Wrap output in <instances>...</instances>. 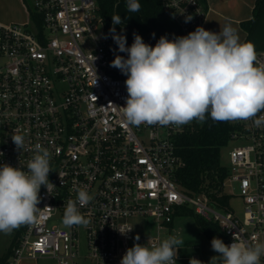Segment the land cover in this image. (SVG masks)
Segmentation results:
<instances>
[{
  "label": "built area",
  "instance_id": "2783aa9c",
  "mask_svg": "<svg viewBox=\"0 0 264 264\" xmlns=\"http://www.w3.org/2000/svg\"><path fill=\"white\" fill-rule=\"evenodd\" d=\"M161 3L184 35L200 26L207 12L201 0ZM187 16L192 19L186 23ZM28 17L23 25L0 23V165L27 171L40 145L50 153L48 178L55 187L49 193L41 186L36 222L19 227L6 264L40 258L54 264H120L135 241L133 219L150 218L157 230L170 232L174 213L184 207L216 223L226 245L235 233L248 245L264 243V126L230 121L238 128L230 141L239 145L228 152L222 190L229 199L240 198L239 219L229 205L181 190L175 173L183 162L174 138L184 125L125 122L127 77L111 66L116 56L96 0H31ZM257 60L264 64V51L257 52ZM16 134L24 137L22 150L12 141ZM77 188H86L93 199L78 205L87 225L69 228L62 218ZM159 244L158 235L148 240L149 247Z\"/></svg>",
  "mask_w": 264,
  "mask_h": 264
},
{
  "label": "clouds",
  "instance_id": "9594fccd",
  "mask_svg": "<svg viewBox=\"0 0 264 264\" xmlns=\"http://www.w3.org/2000/svg\"><path fill=\"white\" fill-rule=\"evenodd\" d=\"M128 11L138 12L137 0H128ZM187 16L185 22L191 21ZM114 24L120 17L113 16ZM113 40L127 58L117 55L111 66L119 69L125 80L127 98L122 115L129 125L182 126L193 120L252 121L264 126V64L258 63L252 42H242L235 28L226 23L219 32L198 26L186 36L168 39L161 36L155 46L146 44L139 34L130 47L126 37L115 34ZM154 35V34H153ZM18 150L24 148V137L12 135ZM3 155V153H0ZM50 153L40 145L27 163V171L10 164L0 165V233L11 234L21 226L36 222L40 189L55 187L49 181ZM76 199H69L62 222L66 227L87 225L79 207L93 196L86 188L76 189ZM127 231H120L126 234ZM140 237H135L139 241ZM184 241L169 236L158 246L140 243L127 249L120 264H176L178 249ZM211 247L217 255L210 264H260L264 243L248 245L235 233L226 245L214 237ZM202 264L191 259L189 264Z\"/></svg>",
  "mask_w": 264,
  "mask_h": 264
},
{
  "label": "trees",
  "instance_id": "16d2710c",
  "mask_svg": "<svg viewBox=\"0 0 264 264\" xmlns=\"http://www.w3.org/2000/svg\"><path fill=\"white\" fill-rule=\"evenodd\" d=\"M117 1L96 0V12L103 31L108 36L110 50L115 56L127 58V53L119 51L118 45L110 34ZM137 2L140 4V10L136 13L145 27V33L141 37L146 44L155 46L161 36H167L171 40L187 35H184L178 25L167 16L161 0H137ZM240 27L246 33L243 42H252L256 53L264 51V0L254 1L251 18L242 21ZM133 34L130 28L126 47H130L133 43ZM237 129L230 121H214L210 116L203 122L193 120L184 125L183 131L174 138L176 153L183 162V167L175 173V178L183 193L189 196L204 194L212 204L220 207L229 205L230 199L222 190L228 169L220 164L219 159L221 148L229 143L231 134ZM182 214L193 216L199 231L210 245L214 237L225 243V236L216 223L204 220L186 207L177 210L174 218ZM20 233L21 228L13 233L9 247L0 256V264H6L12 256ZM214 254L217 255L216 252Z\"/></svg>",
  "mask_w": 264,
  "mask_h": 264
},
{
  "label": "rangeland",
  "instance_id": "374dc122",
  "mask_svg": "<svg viewBox=\"0 0 264 264\" xmlns=\"http://www.w3.org/2000/svg\"><path fill=\"white\" fill-rule=\"evenodd\" d=\"M128 0H118L114 8V16L120 17L119 24H111V31L115 28V34L123 35L126 38L129 36V30L143 36L145 27L140 17L136 12H130L127 8ZM31 8V0H0V23L19 24L23 25L28 22V9ZM101 28V27H99ZM239 145V142L230 141L225 147L220 150V164L226 168L229 167L228 152ZM228 193H231L230 188H226ZM229 208L231 212L237 217L241 218L243 212V204L238 197H231L229 200ZM135 237H140V243L148 246V240L155 238L157 235L160 238V243L169 236H176L184 241V244L178 249L176 264H189L191 259H196L202 264H210V260L215 256L211 245L208 243L203 234L199 231L196 222L191 215H177L174 218L171 226V231L168 229L157 230L155 222L150 218H135L132 220ZM11 234L0 233V256L4 254L11 243ZM134 245V244H133ZM35 264H54L50 259L40 258L35 260ZM193 264H196L193 261Z\"/></svg>",
  "mask_w": 264,
  "mask_h": 264
},
{
  "label": "crops",
  "instance_id": "0c3cea01",
  "mask_svg": "<svg viewBox=\"0 0 264 264\" xmlns=\"http://www.w3.org/2000/svg\"><path fill=\"white\" fill-rule=\"evenodd\" d=\"M255 0H202L207 9L205 19L200 25L206 30L219 32L226 24L230 23L236 29L240 40L243 42L246 33L241 29L240 23L251 18ZM17 264H35V260L22 259Z\"/></svg>",
  "mask_w": 264,
  "mask_h": 264
}]
</instances>
